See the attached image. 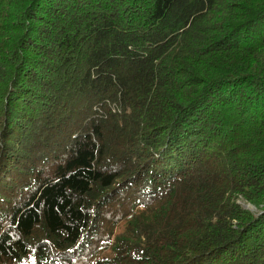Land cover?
I'll return each mask as SVG.
<instances>
[{
  "label": "trees",
  "instance_id": "16d2710c",
  "mask_svg": "<svg viewBox=\"0 0 264 264\" xmlns=\"http://www.w3.org/2000/svg\"><path fill=\"white\" fill-rule=\"evenodd\" d=\"M0 264H264V0H0Z\"/></svg>",
  "mask_w": 264,
  "mask_h": 264
},
{
  "label": "rangeland",
  "instance_id": "374dc122",
  "mask_svg": "<svg viewBox=\"0 0 264 264\" xmlns=\"http://www.w3.org/2000/svg\"><path fill=\"white\" fill-rule=\"evenodd\" d=\"M247 206H249V205H247Z\"/></svg>",
  "mask_w": 264,
  "mask_h": 264
}]
</instances>
